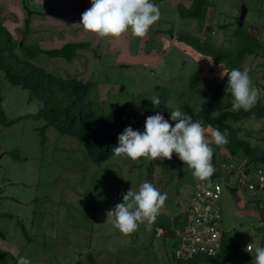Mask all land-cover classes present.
Segmentation results:
<instances>
[{
  "label": "rangeland",
  "instance_id": "obj_1",
  "mask_svg": "<svg viewBox=\"0 0 264 264\" xmlns=\"http://www.w3.org/2000/svg\"><path fill=\"white\" fill-rule=\"evenodd\" d=\"M207 1L211 4L210 15L204 12L202 16L187 18L181 17L169 0L162 1L161 19L150 29L145 50L151 51L153 47L161 50L163 35L169 37L171 46L163 55L165 62L155 69L136 60L118 63V51L108 43L111 37H102L97 43L94 37L88 39L84 43L87 46L77 49L82 51L81 55L78 53L72 62L42 54V63L56 76H78L90 82L88 100L99 114L109 113L129 101L149 108L154 114L167 113L169 117L171 110H180L185 103L198 110L222 81L226 87L228 77L221 79L222 69L219 71L212 58L201 64L191 53L192 49L201 50L197 47L199 44L202 48L225 51L229 48L234 49L237 58L240 50V43L232 32L237 24L231 18L238 16L241 0ZM245 1L249 12L243 29H250L264 42V0ZM15 3L0 0V14L5 15V10ZM34 8L42 10L39 6ZM210 16L225 27L212 22L213 33L205 29L202 34L200 21L203 23L204 18L208 22ZM10 19L16 21L17 17L11 14ZM51 23L41 26H51ZM158 28L162 32H158ZM13 29L14 35L35 43L23 29ZM238 35L241 41L240 31ZM128 41L131 51L137 52L141 38L133 37L130 31ZM71 43L72 49L76 45ZM244 62L250 63L249 59ZM252 64L249 72L252 84L264 88V57L255 58ZM0 96L5 111L4 116H0V254L5 252L4 264H16L15 260L21 256L30 259L31 264H80L81 260L89 264H176L173 254L180 240L167 235L164 227H168L175 214L187 211L197 180L191 170H185L186 165L175 153L165 166L152 165V161L144 157L137 163L115 155L98 164L90 159L76 137L63 135L53 126H48L41 134L46 121L26 115L36 113L42 102L32 98L29 89L10 82L1 70ZM154 97L160 99L159 107L150 100ZM220 98L224 104L233 100L225 88ZM247 126L260 127L261 124L251 121ZM214 147L218 154L231 159L228 144L217 146L214 143ZM144 181L152 183L161 193H167L165 210L150 228L141 225L129 242L111 221L106 222L107 211L123 203V195L130 189L137 191ZM247 181L246 178L241 181L243 184L220 181L224 187L219 201L221 226L231 242L243 241L240 249L252 240L255 248L261 246L259 240L264 238L256 229L264 222V203L257 195L255 201L249 202L255 193L244 189ZM235 186H239L237 195L231 190ZM119 193L121 199L116 198ZM89 254L94 255V263L87 260ZM239 254V258L242 257V252ZM229 259L220 258L215 264L237 263ZM86 261L82 263L87 264ZM197 264L214 262L203 259Z\"/></svg>",
  "mask_w": 264,
  "mask_h": 264
},
{
  "label": "trees",
  "instance_id": "obj_2",
  "mask_svg": "<svg viewBox=\"0 0 264 264\" xmlns=\"http://www.w3.org/2000/svg\"><path fill=\"white\" fill-rule=\"evenodd\" d=\"M89 4H91V0L88 2ZM210 6L211 4L207 0H193V5L190 8L180 6L178 10L183 18L199 17L204 13V8L208 11V14L212 13L210 12ZM87 9L84 8L83 12ZM231 19L235 20V24H237L232 29V32L240 43L238 44L240 47L238 58L235 56L234 49L229 48L226 51L223 48H202L199 44L197 47L201 50L193 46L195 48L194 50L199 55L201 54L206 61L212 58L213 63L218 67L219 71L222 62L226 72L234 68H238L241 71L247 68L250 72L252 70L253 60L260 56L264 57V42L250 29L249 31L244 30L245 23L243 26H240L238 16L234 17V19L232 17ZM210 22L211 25H207L205 32L211 31L213 26L212 22L215 23L216 21L215 19L211 20L210 16ZM231 23L233 24L234 22ZM217 24L219 27H225L220 23ZM24 29L26 34L28 28L25 27ZM238 31H240L241 41ZM12 32L15 33L14 29L10 26L8 27L5 19L0 14V70L4 72L10 82L29 89L31 97L42 102L41 108L36 113L26 115V117L43 118L46 121V124L41 128V134L44 133L48 126H53L63 135L76 137L81 142L83 150L90 159L100 164L114 155L113 149L119 145L118 137L127 127L131 126L134 130L143 132L147 117L155 115L149 108L138 105L133 101L126 102L121 107L109 113H96L90 106V101L88 100L91 89L90 82L84 81L78 78V76H56L42 63L41 59L42 54H48L54 57H65L68 60H72L77 56V49L85 46L84 43H74L76 46L72 49L70 45H73V43H67L60 48L43 49L38 43H28L24 38L21 39ZM194 55L197 56V54ZM245 59H249L250 63L245 64ZM37 61L41 62L44 66ZM254 70L257 72L256 69ZM222 83H220L221 86L216 87V90L211 93L212 95L208 99L202 102L200 109L195 110L188 103H185L180 110L191 115L193 120L203 121V126L206 130L211 125L213 129L219 128L227 134L229 139L228 146L232 155L230 160L224 157L226 155L218 154V149L214 147V142L210 143L214 151L212 163L216 169L211 177V182L224 180L227 184H243L241 181L244 178L250 177L255 183V188L251 190L248 185H245L244 189L251 190L255 193V196H251L253 199L249 202L255 201L254 198L258 196L261 200L260 202L264 203V198H260L264 195V187L261 188L258 183L260 179L259 171H262L264 174V97L249 111L242 109L234 111L231 99L227 104H224L220 98L221 91L225 88ZM257 86L264 91L263 86ZM4 112L2 98L0 96L1 117L4 116ZM160 114L172 126L175 125V121H172L171 117L167 116V113ZM251 121L260 123L261 126L248 127L247 123ZM206 136L211 141L210 133L207 131ZM167 161L170 160L157 159L156 161H152L151 164L157 165V163H162L165 166ZM232 161L233 166L228 168V170L222 168V164H227ZM199 182L197 181L196 184ZM237 187L239 186L231 188L236 195ZM97 208L98 205L96 206ZM256 229L261 231L260 233L263 238L264 222L256 226ZM164 230L167 235H174L175 228L173 227L172 221L168 227H164ZM259 241L260 247H264V238ZM251 242L254 241L252 240ZM221 243L220 250L215 256L196 255L190 259H184L177 258L174 253L173 258L176 260V264H185L188 261L191 264H197L203 259L211 260L215 264L220 258L222 260L230 258L229 260L232 263L237 262L236 264H253L250 258L254 260L255 246L252 252L246 251L247 245L250 242L244 244L240 249L243 241L233 240L231 242L225 231H223ZM240 252H242V257L239 258ZM3 253L0 254V256H3L0 258L1 264H4L6 260L5 252L3 251ZM87 260L90 263H94V255L89 254ZM15 261L17 264L18 260ZM85 261L81 260L80 264H83L82 262ZM87 264L89 263L87 262Z\"/></svg>",
  "mask_w": 264,
  "mask_h": 264
},
{
  "label": "clouds",
  "instance_id": "obj_3",
  "mask_svg": "<svg viewBox=\"0 0 264 264\" xmlns=\"http://www.w3.org/2000/svg\"><path fill=\"white\" fill-rule=\"evenodd\" d=\"M161 15L159 6L152 0H91V7L82 14L80 24L86 31L99 37L120 38L131 31L133 37L142 40L161 19ZM108 43H112V40L109 39ZM220 67L221 79L228 77L225 92L233 97V110L249 111L254 108L264 93L253 86L249 70L234 68L226 72L222 62ZM150 100L154 106H160L158 97ZM171 120L175 121L174 126L158 112L147 117L143 132L127 127L119 135V145L113 149V154L139 163L142 157L150 161L171 160L175 153L186 165L185 170H191V175L197 181H208L210 184L216 171L210 143L227 145L226 132L213 129L211 125L206 130L203 121L193 120L191 115L179 109L171 110ZM206 131L210 133L211 141ZM245 185H248V181ZM166 200L167 193H161L152 183L144 181L137 191L130 189L123 195V203L107 211L106 222L111 221L113 227L128 237L130 242L131 235L141 225L150 228L157 221L165 210ZM246 251L252 252V244L247 246ZM253 257V264H264V247L257 246ZM17 264H31V261L21 256Z\"/></svg>",
  "mask_w": 264,
  "mask_h": 264
},
{
  "label": "crops",
  "instance_id": "obj_4",
  "mask_svg": "<svg viewBox=\"0 0 264 264\" xmlns=\"http://www.w3.org/2000/svg\"><path fill=\"white\" fill-rule=\"evenodd\" d=\"M16 3L13 7L5 10V15L2 14L5 19V23L18 30L27 27L28 30L26 32L27 35H31L30 39L37 42L41 48L43 49H53L60 48L67 43H85L88 39L94 37V43H97L100 38L97 34L88 32L84 29L83 25L80 24L81 17L84 8H90L88 2L90 0H14ZM163 0H152L158 6H162ZM170 5L175 9L176 12L179 13V7L185 6L190 8L193 5V0H169ZM24 4L31 8L34 6H39L41 9L34 8L33 11L42 12L44 14H32L28 15V11L24 8ZM34 5V6H32ZM206 15L208 11L205 10ZM3 13V11L1 12ZM162 13V12H161ZM11 14L17 17L16 21H12L10 19ZM52 22L51 26H41L48 22ZM202 22L200 21V31L204 32L207 28V25L210 24V20L205 22L204 18H202ZM31 26V28L29 27ZM211 25V24H210ZM213 25V23H212ZM25 26V27H24ZM154 27V26H153ZM153 27L151 29H153ZM213 27V26H212ZM215 28V27H214ZM212 29V28H211ZM21 31V30H20ZM206 31V30H205ZM158 32H162L160 28H158ZM25 33V32H24ZM199 34V33H198ZM62 35L61 38L57 37ZM130 35V31L122 35L120 38H112L111 47L114 50L118 51L117 62L118 63H132V61H141L143 65L146 64L155 69L157 65H160L165 62V58L163 55L166 53L168 48L171 46L169 37L161 36L163 38V45L161 50H156L155 47L151 49V51L145 50V44L148 42L149 34L142 39L140 48H138L137 52L131 51L130 43L128 41V37ZM175 35L172 34V38L176 40ZM205 38V37H204ZM208 38V37H207ZM41 40V41H40ZM87 46V45H85ZM190 51V48H186ZM81 50V47L79 48ZM78 53L81 55L82 51ZM191 53L197 54L195 57L200 61L201 64H204L206 60L203 56L198 54L194 49H192ZM142 57V58H141ZM61 57H59L60 59ZM65 58V57H62ZM141 58V59H138ZM143 58H146L143 60ZM67 61L72 62L76 60L77 57H74L72 60ZM133 65V64H132ZM252 243V242H251Z\"/></svg>",
  "mask_w": 264,
  "mask_h": 264
},
{
  "label": "built area",
  "instance_id": "obj_5",
  "mask_svg": "<svg viewBox=\"0 0 264 264\" xmlns=\"http://www.w3.org/2000/svg\"><path fill=\"white\" fill-rule=\"evenodd\" d=\"M232 166L233 161L222 164V168ZM259 177L258 183L263 188L264 174L262 171H259ZM247 179L249 187L255 188L253 179L250 177ZM223 191L224 187L218 180L210 184L200 181L194 186L187 211L184 212L182 222L174 231V236L180 240L179 246L174 250L177 258L190 259L196 255L215 256L218 254L224 231L221 226L222 208L219 203ZM116 198L121 199L122 195L119 193Z\"/></svg>",
  "mask_w": 264,
  "mask_h": 264
},
{
  "label": "water",
  "instance_id": "obj_6",
  "mask_svg": "<svg viewBox=\"0 0 264 264\" xmlns=\"http://www.w3.org/2000/svg\"><path fill=\"white\" fill-rule=\"evenodd\" d=\"M24 8L28 11V13L31 15V14H40V12L38 11H33L31 9H29V7L27 5L24 4ZM248 12H249V8L246 4V1L245 0H241L240 1V13L238 15V22H239V25L240 26H243L244 23H245V20H246V17L248 15ZM184 216V213L183 212H180V213H177L174 215L173 217V220H172V223H173V227L176 228L178 226V222L180 220H182ZM146 226V225H144Z\"/></svg>",
  "mask_w": 264,
  "mask_h": 264
}]
</instances>
